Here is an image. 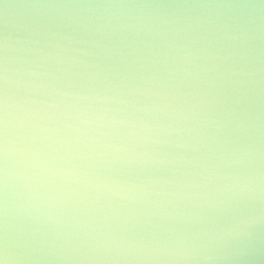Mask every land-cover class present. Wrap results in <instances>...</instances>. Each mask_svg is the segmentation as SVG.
Listing matches in <instances>:
<instances>
[{"label": "water", "instance_id": "1", "mask_svg": "<svg viewBox=\"0 0 264 264\" xmlns=\"http://www.w3.org/2000/svg\"><path fill=\"white\" fill-rule=\"evenodd\" d=\"M5 2L160 5L163 7L149 11L185 19H235L250 27L251 38L242 45L248 55L239 63L251 75L230 78L242 79V83L236 85L221 76L213 84L185 80L169 88L147 79L153 73L162 79L164 74L158 69L163 65L142 61L145 66L141 67L130 64L131 57L106 56L90 45L62 40L36 37L39 44L24 43L30 39L31 29L41 23L39 16L34 15L36 10L10 8L6 25L0 5V43L5 36L12 43L8 52L11 171L21 164L15 152L22 147L33 149L41 168V182L50 195L61 201L65 219L95 220L107 216L108 223L121 225L129 235L138 236L154 231L173 236L184 229H212L214 238L202 241L206 247L199 253L201 258L192 264H264V199L235 212H221L210 208V201L193 196L207 191L194 186L203 182L202 173L208 174L206 165L219 164L221 172L236 170L220 160L221 142L229 149L252 145L259 154L253 168L264 173V7L259 6L260 0ZM222 5L234 7H217ZM47 31L84 38L80 30L59 20L50 23ZM74 48L80 51L70 50ZM85 50L90 54L85 55ZM3 56L0 48V67ZM2 88L0 83V93ZM66 92L73 95H63ZM178 104L187 107L177 110ZM25 113L31 115L25 119ZM237 116L244 121V131H235L230 123ZM22 120L25 126H21ZM139 154L156 155L163 162L121 163L123 158ZM97 177L136 187L114 188L121 193L115 196L97 187ZM249 215L251 223L238 224ZM16 224L23 227L21 221ZM26 264L81 262L36 259Z\"/></svg>", "mask_w": 264, "mask_h": 264}, {"label": "clouds", "instance_id": "2", "mask_svg": "<svg viewBox=\"0 0 264 264\" xmlns=\"http://www.w3.org/2000/svg\"><path fill=\"white\" fill-rule=\"evenodd\" d=\"M0 5L4 9L6 25L8 9L20 7L36 10L34 15L39 16L41 23L31 29L30 39L24 43L39 44L41 41L36 37L62 40L68 44L90 45L106 56L114 54L124 59L131 57L129 63L141 64V67L145 66L142 61L152 66L163 65L162 69H158L164 74L162 79L155 73L147 79L159 81L169 88L178 86L185 80L189 83L195 80L213 84L221 76H226L230 83L239 85L242 79L231 81L230 78L251 75L239 63L248 55V50L242 45L251 38L250 27L235 19L223 22L207 17L185 19L175 14L149 11L163 7L150 4L14 5L0 0ZM259 6L264 7V0H260ZM57 20L74 26L81 31L84 38L76 39L47 31L49 24H55ZM10 39L5 36L0 43L4 53L3 66L0 67V83L3 85L0 93V264H26L36 259L81 264H192L200 259L199 253L206 247L202 241H211L214 238L212 229L199 232L184 229L173 236H164L154 231L146 236H138L129 235L127 229L121 225L108 223L107 216L95 220L65 219L61 201L50 195L41 182V168L33 149L19 148L15 155L19 157L21 164L16 171L10 170V155L13 154L9 139L12 124L8 57L12 47ZM70 50L80 51L78 48ZM84 54L90 53L85 50ZM229 61L230 65L223 67ZM213 73L215 75H211ZM63 95L73 94L66 92ZM184 107L187 106L178 104L177 110ZM30 115L25 113V119ZM20 123L25 126L23 120ZM83 123H88V120ZM230 123L237 132L245 129L244 121L238 116ZM218 149L220 160L236 170L221 172L219 164L206 165L208 174L202 173L203 182L194 186L207 191L193 193V196L206 203L210 201L209 207L221 212H235L264 199V173L253 168V162L259 155L257 150L252 145L229 149L223 142L218 145ZM162 162L160 157L147 154L132 155L121 160L122 164L128 165ZM96 184L98 188L115 196H120L121 193L113 191L114 188L136 187L107 177H97ZM16 221H21L23 227L18 226ZM251 222L249 215L241 218L238 224Z\"/></svg>", "mask_w": 264, "mask_h": 264}]
</instances>
